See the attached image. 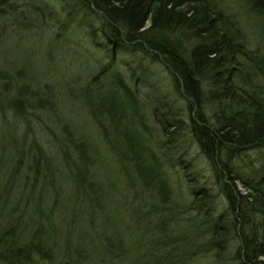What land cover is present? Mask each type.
Returning a JSON list of instances; mask_svg holds the SVG:
<instances>
[{"label":"trees","instance_id":"obj_1","mask_svg":"<svg viewBox=\"0 0 264 264\" xmlns=\"http://www.w3.org/2000/svg\"><path fill=\"white\" fill-rule=\"evenodd\" d=\"M57 1L0 0V38L7 15H37L53 47L42 74L0 72V261L264 264V58L234 15L212 0ZM123 53L129 76L114 72ZM191 148L215 184H199ZM114 161L135 171L130 196L100 178Z\"/></svg>","mask_w":264,"mask_h":264},{"label":"rangeland","instance_id":"obj_2","mask_svg":"<svg viewBox=\"0 0 264 264\" xmlns=\"http://www.w3.org/2000/svg\"><path fill=\"white\" fill-rule=\"evenodd\" d=\"M49 1L55 7H58L59 2L57 0H49ZM212 2L215 6H218L219 8H221L224 11V13L231 14L232 16L234 15L235 19L237 20V25L241 27L244 33V37L248 40V46L251 52L252 53L254 52L256 55L254 54L253 55L259 60L263 59L264 58V11L262 12L257 11L256 8H254L252 4L247 0H212ZM5 19L7 21L8 29H7V33H5L6 36L1 35L0 43L2 44L0 45V50L8 54L4 55L3 53L0 52V68L1 67L3 68V70H1L2 68L0 69V72H3V71L7 72L9 73V77H12V78H15V73H16L15 70L17 68H20V70H22L23 68H26L27 70L28 69L32 70L35 74H42L44 70V64L49 63L50 61L49 56H51V54L48 52V50L49 51L53 50V47L49 43L52 38L48 40L46 33H43L44 29H40L41 28L40 18L37 15H33L32 19L28 20V22L25 23L24 21H21L22 20L21 16L9 14L5 17ZM5 19L3 17L2 21L4 22ZM21 22H22V25H20ZM73 36L74 35H71L70 38H72ZM21 37H24V39H21ZM19 41H25V42L23 43ZM47 41L49 42L47 43ZM18 43H19V46H18ZM91 56L97 59L101 57L100 54H96L95 52L93 54L91 53ZM119 58H120L121 63L122 62L123 63L117 64L118 65L117 68L114 69L115 74L119 70L118 72L119 74L129 76L130 70H128L127 63H126V60L129 58V55L126 53H123L122 55H120ZM4 69H10V71H6ZM53 70L55 71L56 74L58 73V70L55 67ZM112 71L110 73H112ZM158 74H161L162 78H165L167 73L159 71ZM147 75L150 76V74H147ZM155 78H157V76ZM260 80L264 82L262 78H260ZM140 84L142 86L150 87V83L148 82H142ZM140 90L144 93L151 94V93H148L149 90L146 87ZM6 97L8 96L6 95ZM8 98H11V97H8ZM8 98H4L0 100V104H2V106L5 105L6 102L8 101ZM142 102L143 103L141 104L146 108V111L148 112V114L151 115L152 114L151 109L148 106V104L144 103L145 100H143ZM81 103H77L75 106H81ZM67 106L69 108L73 107V105L70 102ZM175 110L176 112L178 111V109H175ZM74 114H77V113L74 112ZM83 118H85L84 115H83ZM89 123L90 121L88 122V124ZM80 124H83V123H80ZM89 126L91 127V123ZM30 127L31 126L29 125L25 127L26 129L25 138L26 136L30 134L28 132H31V134L27 138V142L29 143L33 142V140L30 139V138H33L32 130L30 129ZM94 131H96L97 134H99L98 130L93 128L91 135L95 137L98 136L96 135V132ZM98 139L101 140L100 137H98ZM102 143L105 144L104 140L102 141ZM124 148L126 150V146ZM189 155H188V158H189L188 163L190 164V168H193V170H195L194 172L197 175L199 184L201 185L203 181L215 184L214 182L215 176H214L211 163L207 161L200 153H198L196 150H193L192 148L190 150ZM109 158L110 156L107 155V159ZM185 161H186V158H185ZM112 163L116 166L109 164L108 167L101 168L100 178L106 179L107 182L109 180L110 182H113L116 185H117L116 182L118 180V186H120V189L123 190L122 193L124 194V196H130L128 194H130L129 190H131L132 188L130 186L131 184H129L130 181L127 182V177H128L126 174L127 170L125 171L122 168H120L116 161ZM180 163L184 164L186 162L183 161ZM182 165L180 166L182 167ZM181 167H179V164L166 165L165 169H166V172H168L172 177L177 176L178 179H180L181 173L179 172H181V169H180ZM120 170L123 173H125V175H123V173ZM128 170L129 171H127V173L133 172L135 175V171H132L131 169H128ZM137 171L138 170L136 169V172ZM119 176H124V179L123 177L120 179ZM142 177L139 176L141 180L144 179V177L143 178ZM132 185L134 188H136L137 184L134 182L132 183ZM237 185L239 187L241 186V182H239V180H237ZM240 190L243 194L247 193V190L243 189V187H241ZM217 202H219V200H217ZM217 202H216V205H217ZM121 204L124 205L123 200L122 201L118 200L115 203V206L120 207ZM122 208L124 207L122 206ZM63 238H65V240H61L62 250L67 248L70 250V252H73L75 247H77L76 244L79 243L78 240L76 239L75 234L74 233L67 234L64 232ZM80 247H84V246L80 245ZM225 262L227 264H231L228 261H225ZM0 264H4V263L0 261ZM195 264H218V263L212 261L210 257L205 256L203 258H200Z\"/></svg>","mask_w":264,"mask_h":264},{"label":"bare ground","instance_id":"obj_3","mask_svg":"<svg viewBox=\"0 0 264 264\" xmlns=\"http://www.w3.org/2000/svg\"><path fill=\"white\" fill-rule=\"evenodd\" d=\"M263 4L257 3L256 6L257 8L262 12V10H264V6H262Z\"/></svg>","mask_w":264,"mask_h":264}]
</instances>
